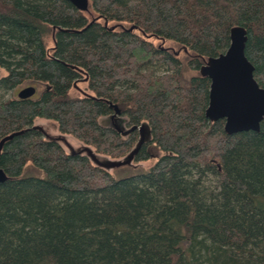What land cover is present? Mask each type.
I'll list each match as a JSON object with an SVG mask.
<instances>
[{
    "label": "trees",
    "instance_id": "trees-1",
    "mask_svg": "<svg viewBox=\"0 0 264 264\" xmlns=\"http://www.w3.org/2000/svg\"><path fill=\"white\" fill-rule=\"evenodd\" d=\"M235 25L264 88V0H0V140L29 128L0 152V264H264V118L226 134L198 71ZM26 86L40 93L19 98ZM108 101L122 128L149 126L133 160L147 169L118 175L72 148H133Z\"/></svg>",
    "mask_w": 264,
    "mask_h": 264
},
{
    "label": "water",
    "instance_id": "water-1",
    "mask_svg": "<svg viewBox=\"0 0 264 264\" xmlns=\"http://www.w3.org/2000/svg\"><path fill=\"white\" fill-rule=\"evenodd\" d=\"M76 9L87 11L89 0H66ZM94 19L87 25L89 26ZM107 25V21L104 22ZM115 26L109 27L110 30ZM130 26L128 30L134 29ZM246 31L243 27L235 25L229 29V43L227 48L213 57L203 61L198 71L200 75L209 81L207 93V105L204 109V117L209 121L223 119V131L226 134H234L243 131H258L259 123L264 118V88L260 87L253 78V66L244 55ZM36 92L34 86H26L20 89L17 96L21 99L29 98ZM113 113L110 116L112 126L122 135H127L137 129L139 138L133 148L121 158H109L94 153L89 146L80 143L71 144L75 151H84L85 155L96 165L105 169H112L121 165H132L134 157L140 147L150 141L151 132L149 126L142 122L133 125L129 129L122 128L120 119L121 108L108 101ZM38 128L32 126L30 129ZM29 128L13 132L0 140V152L3 143L12 137L28 131ZM44 136H57L65 139L62 134L46 133ZM72 151L68 149V153ZM8 176L0 167V183L6 181Z\"/></svg>",
    "mask_w": 264,
    "mask_h": 264
},
{
    "label": "rangeland",
    "instance_id": "rangeland-1",
    "mask_svg": "<svg viewBox=\"0 0 264 264\" xmlns=\"http://www.w3.org/2000/svg\"><path fill=\"white\" fill-rule=\"evenodd\" d=\"M46 44H51V40L48 39L46 41ZM161 71H162L161 68H156L155 69V73L156 74L161 72ZM5 73H6L5 69L0 67V77L4 76ZM79 85H80L81 88H85L86 87L85 84H79ZM82 90H84V89H82ZM72 94L73 95L79 94V91L74 89V90H72ZM10 95H11L10 93H6L5 97H9ZM42 122H43L44 126L49 128L50 130H52L54 133L58 132L57 126H56V124L53 121H48L47 120V121H42ZM28 164H30V163H28ZM150 164L151 163L149 161H139V162L134 161L132 165H124V166H122L120 168L113 169L112 171L114 173L118 174V175L132 174V173H134V172H136L138 170L147 169L150 166ZM26 173H34L33 175L43 176V173L40 170H38L37 173H36L35 169H33L32 167H29L28 169H26Z\"/></svg>",
    "mask_w": 264,
    "mask_h": 264
},
{
    "label": "flooded vegetation",
    "instance_id": "flooded-vegetation-1",
    "mask_svg": "<svg viewBox=\"0 0 264 264\" xmlns=\"http://www.w3.org/2000/svg\"><path fill=\"white\" fill-rule=\"evenodd\" d=\"M35 88H36V92L31 97L37 96L40 93V88L36 87V86H35ZM38 128H40V127H38Z\"/></svg>",
    "mask_w": 264,
    "mask_h": 264
}]
</instances>
